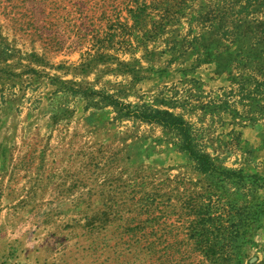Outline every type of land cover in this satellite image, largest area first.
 Here are the masks:
<instances>
[{
    "label": "rangeland",
    "instance_id": "374dc122",
    "mask_svg": "<svg viewBox=\"0 0 264 264\" xmlns=\"http://www.w3.org/2000/svg\"><path fill=\"white\" fill-rule=\"evenodd\" d=\"M0 161L87 264H264V0H0Z\"/></svg>",
    "mask_w": 264,
    "mask_h": 264
},
{
    "label": "crops",
    "instance_id": "0c3cea01",
    "mask_svg": "<svg viewBox=\"0 0 264 264\" xmlns=\"http://www.w3.org/2000/svg\"><path fill=\"white\" fill-rule=\"evenodd\" d=\"M67 159L44 157L42 160L52 163ZM42 170L39 184H31V176L35 175L27 172L6 170L0 174V264H87L85 248L67 232L57 230L63 220L55 217L56 213L77 209V205L69 203L77 195L76 179L73 183L71 177L64 180L62 169L48 173L45 166ZM34 193L39 194L35 205L30 201ZM30 212L53 213V217L42 216L31 222ZM70 248L73 252L68 254Z\"/></svg>",
    "mask_w": 264,
    "mask_h": 264
},
{
    "label": "trees",
    "instance_id": "16d2710c",
    "mask_svg": "<svg viewBox=\"0 0 264 264\" xmlns=\"http://www.w3.org/2000/svg\"><path fill=\"white\" fill-rule=\"evenodd\" d=\"M151 117L146 119V117H139L141 120H145L146 122H152L158 125L166 126V125H173L175 129L179 128V136H181V150L182 151H189L190 153H193L191 149H189V140H188V133L185 129H180L182 121L178 118L172 117L171 115L159 111H155L150 113ZM128 116V115H127ZM136 118V117H135ZM197 154L199 151L196 152ZM195 153V154H196ZM201 157L205 156L204 153H200Z\"/></svg>",
    "mask_w": 264,
    "mask_h": 264
}]
</instances>
